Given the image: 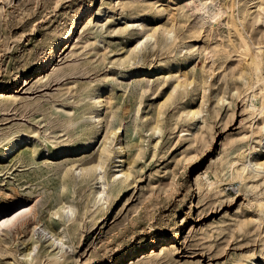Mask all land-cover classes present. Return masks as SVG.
<instances>
[{"label":"rangeland","instance_id":"1","mask_svg":"<svg viewBox=\"0 0 264 264\" xmlns=\"http://www.w3.org/2000/svg\"><path fill=\"white\" fill-rule=\"evenodd\" d=\"M245 1L0 0V208L28 199L40 226L66 233L58 258L33 221L5 231L0 264H264V209L257 213L254 199L264 174L229 183L223 164L245 134L257 144L250 126L260 117L251 105L261 106L253 97L261 84L227 25L249 6L239 31L264 57V13ZM201 2L219 16L200 12ZM149 33L154 39L136 50ZM59 42L54 66L43 71ZM179 78L187 84L173 92ZM194 110L201 115L188 114ZM98 129L99 144L86 152ZM113 130L111 148L125 146L130 187L110 181V196L96 205L100 185L78 177L77 167L95 163ZM16 135L30 141L4 159ZM115 161L113 153L109 177ZM215 176L228 185L209 186ZM67 201L74 214L62 218ZM34 241L38 250L27 257ZM131 250L140 252L123 259Z\"/></svg>","mask_w":264,"mask_h":264},{"label":"bare ground","instance_id":"2","mask_svg":"<svg viewBox=\"0 0 264 264\" xmlns=\"http://www.w3.org/2000/svg\"><path fill=\"white\" fill-rule=\"evenodd\" d=\"M231 2L233 3V5L235 4V0H231ZM241 2L242 1H240V3ZM245 4L246 5L253 4V6L257 9L259 17L264 13V0H246ZM199 5H200V12L202 11L203 14L210 16L212 19H216L219 16L220 10L219 12L211 10L209 8L210 5L208 6L207 2H201ZM248 7L247 9H244L242 13L238 15V17L235 16L234 13L231 14L227 18V25H229V27H233L235 32L239 35L240 41L238 42L239 44L237 43L239 45L238 46L239 48L236 51H238V53L241 56L248 58V61L246 59L244 60V62L246 61L245 62L246 67H248L249 73L255 76V78H257L256 83L261 84L259 88L260 89V94H258L259 96L255 94L253 95V97L257 99V101L259 100L261 106L257 107L255 106V104L251 105L253 109L259 111L258 114L256 113L254 114L253 119L255 120L258 116L260 118L257 120V122L255 121L254 124H252V126H250L251 134L253 136L256 135L257 144L255 145H253L252 143L249 144L250 142L249 136L245 134L243 136V139L246 141L243 143V145L240 148H238L237 155L234 158L232 155L231 159H228L223 163L224 166H226L231 172L228 177L229 183H234V182L242 183L246 181L256 183V181L259 180L261 175L264 174V80L261 79L262 70L264 69V57H262L259 54H253V52H251L252 50L248 42L246 41L242 33L239 31V26L245 22L247 17L251 16L250 8ZM89 15H90L89 9L85 10L80 16L79 20L77 21V25L81 23L82 19L88 18ZM106 15H107L106 11H102L100 14L101 17H105ZM76 26L74 30L71 31V33L68 35L67 38H69V40L65 42V44L71 41L72 39H74L76 37L75 35L78 34L80 28L77 29ZM139 26H142V25H139ZM167 35L170 39H172L175 36V33L174 31L170 30L167 32ZM153 39H154V33L147 34L143 40L141 39L138 41L135 49L139 50L145 44L146 41L153 40ZM60 45H61L60 42L56 44L54 52L52 53L51 57L47 61L45 65L46 68L43 71H46L48 68L50 70L54 66L56 51L61 47ZM172 69H174V71H177L179 69V64L177 63L174 64L172 66ZM183 82L184 83H181L180 78H179L176 85H174L173 92H176L178 88H182L187 84L186 81H183ZM253 86L255 87L256 85H253ZM94 100H95L96 105L100 106L103 100L102 93H97L94 96ZM190 113L196 118L201 115V112L199 110L190 111L188 114L190 115ZM92 118L93 120L97 122V124H99V122L102 119L100 115L98 116L95 115L94 117L92 116ZM118 129L117 131L119 132ZM156 129L159 130L158 127ZM117 133H116V130H113L110 134H108V137L106 138V141L104 142V145L99 153V157L97 160H95V163L93 165L92 164L91 166L82 165L83 167H79V168L77 167L78 172L76 173L78 177L86 178V177L95 176V179L98 181L100 185V191H98V196L95 199L96 205L101 203L102 201H105L110 196L108 192L110 181L117 183L118 186L119 184H121V186L125 187V189L130 187L129 179L131 177V172L125 169V163H126L125 146L119 140V143L116 144V149L115 147L113 148L115 149V152L111 148V144L113 143V141H115L114 139L116 138ZM99 136H100V130L98 129L88 139L86 143V147H85L86 152L92 148H95L99 144L100 142ZM22 137H19L17 135L11 138L9 137L8 145L5 146L4 151L2 153V156L4 159L8 157V153H14L16 151H19L21 148L25 147L28 144V141H30L29 138L28 137L22 138ZM63 152H69V151H63ZM74 152H77V151H74ZM113 153H115V159H116L115 169L116 170L109 177L107 172H105L104 169L106 166V162H108L110 156ZM215 178H216L215 182L207 180L209 182V186L211 187L213 186L216 189L217 188L220 189L222 186L228 185V184H224L223 180L219 179L218 176H215ZM228 178H226V180ZM262 179L264 182V175L262 176ZM258 187L259 185H254L252 188L256 190ZM254 199L257 203V213H259L264 209V192L262 193V191H260V194H257ZM35 209L36 207L34 206V203L24 198L13 200L12 202L5 204L3 207L0 208V211H1L0 213V234H4L5 231H11L16 226H18V229H22L29 222L33 221V224H35V230H36L35 234L37 235L38 240L40 241L45 240L44 242H47L51 247H57L59 249V252L57 253L56 256L59 258L61 256L60 253L63 252V249L65 247L64 239L66 238V233L64 230H61V231L58 230L59 232H57V229L51 230L50 227L48 226H45V227L40 226L41 221L39 220V218L36 217ZM61 211L63 214L62 218H65V216L74 214V207L71 203L67 201L65 202V206L61 207ZM59 214L60 212L57 211L55 213V216L59 217ZM38 242L39 241L33 242V249L29 250L27 257L32 258L33 254L36 253V251L38 250ZM157 246H158V243H153L150 249H154ZM139 252L140 250H131L122 258L126 260L128 258L135 256ZM253 263L256 264V261H253ZM120 264H122V262H120Z\"/></svg>","mask_w":264,"mask_h":264}]
</instances>
